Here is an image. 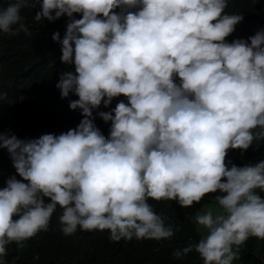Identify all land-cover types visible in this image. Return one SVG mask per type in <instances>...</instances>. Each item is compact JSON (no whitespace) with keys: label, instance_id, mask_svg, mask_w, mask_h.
I'll return each instance as SVG.
<instances>
[{"label":"clouds","instance_id":"1","mask_svg":"<svg viewBox=\"0 0 264 264\" xmlns=\"http://www.w3.org/2000/svg\"><path fill=\"white\" fill-rule=\"evenodd\" d=\"M228 2L8 0L0 7V33L10 35L28 33L27 7L39 4L37 22L68 17L63 38L52 36L61 47L58 81L50 84L53 99L56 87L62 99L78 97L59 112L77 109L81 120L35 139L0 132V149L21 178L0 188V264L10 243L22 247L47 231L57 206L65 236L79 228L109 230L114 242L161 240L179 229L150 199L191 207L219 191L210 197L219 211L195 216L205 235L173 255L195 250L204 264H233L250 237L264 239L256 191L264 192V160L252 163L260 157L248 153L254 140L264 142V29L251 37L235 29L243 16L225 13ZM1 78L0 101L8 98ZM95 110L110 126L107 137Z\"/></svg>","mask_w":264,"mask_h":264},{"label":"trees","instance_id":"2","mask_svg":"<svg viewBox=\"0 0 264 264\" xmlns=\"http://www.w3.org/2000/svg\"><path fill=\"white\" fill-rule=\"evenodd\" d=\"M7 3L8 0H0V7H6ZM39 10V4L21 10L28 33H0L1 88L8 96L0 101V132L10 131L20 139H35L46 133L59 135L76 128L81 121L76 114L77 109H71L68 114L59 112L61 104L78 97L62 99L56 87L53 99L50 84L58 81L54 58L61 47L52 36L59 32L63 38L68 17L62 16L53 22L46 19L37 22L34 16ZM224 11L243 16L235 29H244L249 37L264 29V0H229ZM74 16L81 18L80 14ZM24 97H28L26 103L36 109L26 103L20 104ZM8 102L15 104L9 105ZM98 112H93L94 123L107 137L110 126H105ZM30 117L36 119L29 120ZM249 150L251 159L260 157L252 163L264 160V142L254 140ZM13 175L21 179L12 166L7 150L0 149V188L6 186L5 182ZM256 191L264 198V192ZM207 195L215 197L220 192ZM148 202L158 215L167 218L166 224L171 223L179 229L170 239L133 238L114 242L109 239V230L84 231L79 228L74 234L65 236L59 223L62 210L57 206L47 231L38 232L24 241L22 247L16 242L10 243L2 264H204L195 250L179 258L173 255L177 249L195 244L205 235L185 207H181L176 200L150 199ZM234 262L264 264V239L250 237L240 246L239 259Z\"/></svg>","mask_w":264,"mask_h":264},{"label":"rangeland","instance_id":"3","mask_svg":"<svg viewBox=\"0 0 264 264\" xmlns=\"http://www.w3.org/2000/svg\"><path fill=\"white\" fill-rule=\"evenodd\" d=\"M185 209L193 217L194 220H195V216L200 215L209 209L213 210L214 214H216L217 210H219V208L217 206V202L215 201V199L207 197V196H204L199 203L194 202L191 207H185ZM203 233L205 234L204 231H203ZM234 263L235 262L233 261V264Z\"/></svg>","mask_w":264,"mask_h":264}]
</instances>
